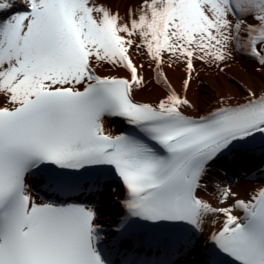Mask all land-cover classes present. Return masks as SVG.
<instances>
[{
	"label": "snow or ice",
	"instance_id": "obj_1",
	"mask_svg": "<svg viewBox=\"0 0 264 264\" xmlns=\"http://www.w3.org/2000/svg\"><path fill=\"white\" fill-rule=\"evenodd\" d=\"M233 53L264 73V0H129L123 16L111 0H0V264H118L115 236L138 222L201 232L212 216L223 217L209 236L219 253L264 264V185L241 198L205 183L213 163L264 138V88L186 114L196 65L223 73ZM149 84L161 98L136 101ZM117 121L128 127L114 134ZM89 172L101 175L81 184ZM106 172L126 190L112 240L94 205L30 192V180L101 192Z\"/></svg>",
	"mask_w": 264,
	"mask_h": 264
},
{
	"label": "bare ground",
	"instance_id": "obj_2",
	"mask_svg": "<svg viewBox=\"0 0 264 264\" xmlns=\"http://www.w3.org/2000/svg\"><path fill=\"white\" fill-rule=\"evenodd\" d=\"M129 0H111V6L114 10H118L123 16L125 9L128 6ZM198 77L194 78L191 87L187 93L188 98L193 102L194 109H188L186 114L199 115L207 112L216 106V99L221 95H232L233 102L242 98L243 89L249 86L259 91L264 88V73L256 71V65L250 59L237 53H233V58L227 63L225 71L219 72L214 67L197 64ZM104 74L124 75L123 72L109 73L107 68ZM170 81L173 87L179 92L181 91V84L183 73L179 69L169 71ZM237 85L243 86L237 87ZM162 90L149 84L147 88L135 94V100L138 102H156L161 98ZM106 127L114 134L125 130L128 126L120 121L110 122ZM30 183V192L34 200L43 202L42 198L33 192V186ZM205 183L208 184L209 192L213 189L215 184L230 185L232 190L237 192L241 198H246L251 191L261 185H264V138L257 137L249 149H234L232 152L226 154L221 159L213 163L210 167ZM123 187L116 183H104L103 191L98 193V198L88 199V205H94L96 211L101 215L103 221L109 222L112 218L117 217L121 213L122 201L126 198V190L123 193ZM208 199L215 203L214 196L207 193H202ZM242 215V213H239ZM100 219L97 217V220ZM96 220V221H97ZM223 223V217L212 216L209 217L200 233L201 237L199 244L192 248L194 257L199 259H208L210 248L205 243V236H210L211 233L217 231ZM186 238L184 243H180L176 248V253L172 255L173 264H184L190 262L186 259L190 252V246L187 244L190 239L197 238L196 235ZM126 250V245L123 246ZM123 248V252L125 249ZM185 251L183 257L182 252ZM142 253L140 249L136 252L135 260ZM149 259L148 254L145 255L144 261ZM192 259V260H193ZM192 262V261H191ZM194 264V263H191Z\"/></svg>",
	"mask_w": 264,
	"mask_h": 264
}]
</instances>
